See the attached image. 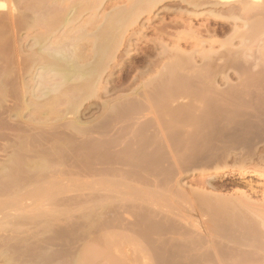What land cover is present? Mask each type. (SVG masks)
<instances>
[{
    "label": "bare ground",
    "instance_id": "6f19581e",
    "mask_svg": "<svg viewBox=\"0 0 264 264\" xmlns=\"http://www.w3.org/2000/svg\"><path fill=\"white\" fill-rule=\"evenodd\" d=\"M162 1L114 0L107 7L106 0H0V109L1 106L4 107V102L12 103L10 100L12 99L13 104L9 103L5 112H9L11 117L16 116L17 120L26 122L38 120L40 126L42 123L45 125L50 119L70 122L73 130H70L71 132L66 136L69 139H63L67 140L65 144H62L63 141L61 144L57 141L58 144H53L52 149L54 154L65 149L62 152L66 154L67 165L71 167L66 171L67 173L82 174L83 177L90 178L92 188L89 194L72 196L71 199L76 197L78 200L90 201L93 208L90 226L92 224L94 233L101 232L103 236L101 239L104 248L100 261L106 260L110 264H115L110 260L116 261V264H130L129 261L137 260V257L128 256L122 249V255L119 256L121 247L117 249L118 251L115 250L118 253H114L113 249L117 248V245L119 247L118 242L114 241L117 233L112 227L111 220L103 216L111 201L118 199L122 202L118 204L128 217L127 221L119 227L122 233L129 237V241L125 243H128L132 253H135L138 247L140 249L141 246L143 247L141 238L139 239L141 236L145 238L144 241L153 243L155 238L152 240L151 234H158L161 238L160 235L164 236L167 232L186 228L181 222L171 219L172 211H169V213L172 212L171 216H168L170 220L163 223L161 219L165 217L161 211L157 212L145 207L142 202H145L150 192L142 194L141 186L148 188L151 185L161 187L162 184H166L168 186L167 184L173 181L177 183L184 172L204 168L215 170L225 168V173L230 172L244 177L252 171L251 168V171L245 169L243 164L248 163L246 162L248 159L253 162L257 160L256 163L264 165V60L261 61L263 57L252 58L249 52L244 50V53L245 48L239 49L234 46L233 39L239 33L236 23L239 18L237 16L239 11L237 12L235 6L236 0H175L181 6L183 2H187L196 10L203 5L212 9L210 8L208 12L180 11L179 9L176 19L172 18L167 22L162 19L163 24L159 27L153 26L156 30L155 35L157 34L156 40L152 42L153 44H146L144 49L141 46L139 48L145 53V65L143 63L145 70L139 72L132 82L127 80L130 82L129 85L125 82L126 86H124L123 83V89H121L122 84L117 83L121 86L119 89L117 84H114L116 93H120L119 90L130 89V91L126 90L118 95L114 93L116 96L111 97L112 100L108 98L103 101L99 105L101 112L99 110L97 115L95 113L89 123L85 124L79 119L80 109L87 100L100 97L102 91L110 92L111 89L105 83V80L107 82L105 76L110 71L112 61L116 58L118 51L124 47L127 48L126 40L130 35L132 38L140 29V40L141 37H145L147 29H153L151 22L155 14L153 11ZM254 1L257 0H252V3L248 5H253ZM112 6L113 8H110ZM243 10L247 11L245 8ZM85 12H89L90 15L87 14L88 17L76 26L75 24ZM207 15L210 19L209 22L208 19L206 20L207 23L196 26L191 21L192 16L195 19L198 16L200 18ZM220 21L223 22V26H211L213 22ZM180 26H185L187 30L175 32L174 28L178 29ZM23 30L28 33L34 31L33 45H36V49L25 54L18 46L15 51H12L13 54L11 52V55L5 54L6 50L5 52L3 50L7 48L6 45L11 40L9 38H12L9 34L12 32L16 34ZM248 30L247 28V32ZM219 33L227 35V39H217ZM168 40L175 44L172 47L174 53L165 55L168 50L166 43ZM129 42L131 43L130 38ZM182 43L189 46L195 45L194 49L187 50L181 45ZM216 44L222 45L223 48L215 47ZM160 46L162 50L157 53L156 50ZM161 53L165 56H160ZM132 54L135 55L134 52ZM161 62L164 64L157 69ZM165 67L171 68L165 71ZM230 69L236 73L235 79L228 74ZM30 72L33 74L34 85L26 80V75ZM129 75L130 72L123 73L122 79H127ZM138 80H142L143 83L133 88L132 86ZM14 82L18 84L16 88L14 87L15 90H12L11 85ZM27 112L30 114L28 118H25ZM24 139H28L27 136ZM26 142L27 140L20 139L19 150L17 149L24 151V154L20 153L23 154L22 159L20 157L17 159L18 151L11 152L7 159L1 160L4 162L0 163V168H3V172L6 173L5 179L2 180H5L7 184L4 181L3 183L6 186L8 183L15 184L13 189L12 186L9 187L11 188L9 197L30 206L29 200L34 199L32 198L34 195L28 190L29 188H25L23 181L29 180L30 184L43 182L49 177L59 175V171H52L53 173L50 174L45 171H48L47 168L51 162V160L48 161L47 155L39 154L29 157V154H25L31 151V148L27 147L29 140ZM8 147L10 146H5L4 149ZM229 158L236 163L240 162V167L235 169L236 167L233 166L227 168L228 166L221 165ZM5 169L7 172L4 171ZM3 172L1 170V173ZM25 172L28 176H21ZM252 172L253 175L257 174L264 178L263 171L255 169ZM36 175L37 177L33 178ZM2 187L4 186L1 184L0 189ZM2 189L0 192L4 191ZM199 191L202 190L199 188ZM174 193L177 194L175 191ZM45 194L40 192L38 196ZM206 194L199 192L200 198H205L208 202L209 193ZM239 194L241 197L237 199L214 201L216 203L210 208L212 213L224 212L230 215L234 213L233 216L238 215L235 218L242 220L241 216L244 217L242 213L246 212V215L249 213L253 218L255 217L257 225L256 218L258 222L262 220L260 223L263 224L264 203L252 202V198L241 189ZM182 196L185 197V193H182ZM50 197L59 200L57 196L50 195ZM146 200L150 202L149 199ZM203 212L205 213L204 209ZM233 216L231 215V218ZM237 222L236 224L239 225ZM217 229L225 232L231 230L228 225L222 223ZM225 248L222 250L224 253L236 250L231 247L233 251ZM177 249L181 251L182 247ZM237 253L239 254L240 251ZM76 255L74 264H84L85 260L81 259V255ZM107 258L110 259L107 260ZM169 260L167 257H161L162 263L166 264ZM106 261L97 264H108Z\"/></svg>",
    "mask_w": 264,
    "mask_h": 264
},
{
    "label": "rangeland",
    "instance_id": "374dc122",
    "mask_svg": "<svg viewBox=\"0 0 264 264\" xmlns=\"http://www.w3.org/2000/svg\"><path fill=\"white\" fill-rule=\"evenodd\" d=\"M106 1H107V3H106L107 7H109L110 4L112 2H114V0H106ZM123 1H125V0H121V2H123ZM251 1L252 0H250L249 2H246L245 0H236V2H235V4H236L235 6L237 7V12L239 11L237 13V16H239V18L236 21V23L238 24L237 29H238L239 33H237L238 35L233 39V43H234V46L238 47L239 49L245 48V49H243V51L245 50V51L249 52L251 54L252 58H260L261 59V57H263V59H261V61H262V60H264V0H257V1H254L253 5L252 4L248 5V3H252ZM258 1H263V2H258ZM121 2L120 3L117 2V4H121ZM121 5H123V4H121ZM244 5L247 7H245ZM110 8H113V6ZM210 8L211 7H207V5L205 7L203 5L200 8L197 7V10H196V8L189 5L187 2H183L182 6H181L180 4H177V2L175 0H170V1L169 0H163L162 2L158 3L156 8H154L153 12L155 14H153V21H151L153 23L152 27L153 26L159 27L161 24H163L162 19L166 20V22L171 21L172 18L176 19L177 12H179V9H180V11L181 10H183V11L189 10L190 12H192V11L208 12V10H210ZM244 8L248 12L244 11L243 10ZM243 13H245V14H243ZM87 14L90 15L89 12L88 13L85 12L82 15V17H80L79 21L75 25L77 26V25L81 24V22L86 17H88ZM246 18H248V19H246ZM207 19L209 22L210 19H209L208 15H207V17L206 16H200V18L198 16L195 19H194V16H192L191 21L196 26H199L202 23H205V22L207 23V21H206ZM161 21H162V23H161ZM223 25L224 24L221 21L217 22V23L213 22L211 24L212 27H215V26L220 27ZM137 28H139V26ZM247 28L249 30L251 29L250 30L251 32L249 30L247 32ZM174 29H175L174 30L175 32L176 31H183L184 29H185L184 31L187 30V28L185 26H182V27L180 26V28L178 27V29L177 28H174ZM138 31L139 32L136 35H133L132 38H131V35L129 34L130 35L129 38L131 39V43L129 42V38H128L126 40V43H128V46L126 44L127 48L124 47V49L118 51L116 58L111 63V68H110L111 72L109 71L107 73V75L105 76V79L107 78V82L105 80V83L107 86H109L108 88L111 89L110 92L102 91V93H100V97H98V98L96 97V99L93 97L90 100H87V102H85L83 104V106L81 107L78 115H79V119L83 123H85V124L89 123L92 120V117L95 116V113L97 115V112L99 110L101 112L99 105L103 101L107 100L108 98H109L108 100H112L116 95H118V94H120L126 90L130 91V89H126L123 91L119 90L120 93L119 92L116 93L114 91V88H115L114 84L116 85L117 83H120L123 86V83H124V86H126L127 84L129 85L130 82H128L127 80L132 82V80L135 78V76L139 72L143 71V69L145 70L146 67L143 66V63L145 62L144 60L146 59L144 56L145 53L142 52V50L139 48H140V46L142 48L146 47L145 46L146 44L147 45L153 44L152 42L154 40H156L157 34L155 35V33H156L155 27H153V29L149 28V29H147L145 37H143V38L141 37V39L139 40V38L141 36V30L138 29ZM30 32L32 34L26 32L24 30L22 32L20 31L19 33L17 32L18 33V34L16 33L17 35L14 32L10 33L9 35L12 38H9L11 40H10L9 44L6 45L7 48L6 47H5V49L3 48L4 52L6 50L5 54H8V55H11V53L13 54L12 51L13 50L15 51L16 47H18V46H20L22 52H24L25 54H29L30 52H32V50L34 48L36 49V45H33V43L35 42L33 40V36H34L33 32L34 31L32 30ZM136 36H138V37H136ZM227 37H228L227 35L219 33L216 38L220 39V40H222V39L224 40V39H227ZM166 43L168 45V50L166 49L167 52H165L166 53L165 55L173 54L174 50L172 47L175 44H173L172 41L169 42V40L166 41ZM244 43H245V45H244ZM32 45H33V47H32ZM181 45L190 51L192 49H194V46H195V45H191V44H190L191 46H189V44L187 45V44H183V43ZM169 46H171V47H169ZM219 46H220L219 44L215 45V47H217V48ZM22 47H23V49H22ZM220 47H221V49L223 48L222 45ZM248 48H249V50H248ZM171 49H172V51H171ZM161 50L162 49L160 46V48H158L156 50V52L159 53ZM245 51H244V53H245ZM133 52L135 53V55L132 54ZM157 53H155V56H157ZM240 53H241V51H240ZM163 55H164L163 53L160 54V56H163ZM142 60H143V62H142ZM200 62H201V60H200ZM161 63L158 67L156 66L157 69H160L161 66L164 64L163 62H161ZM144 65H145V63H144ZM156 67H155V69H156ZM167 68H171V67H165L164 70L169 71L170 69H167ZM129 72H130V75L128 77L129 79L128 78L122 79V74L123 73H129ZM228 74L230 75V77L232 76L231 78H233V79H235V77L237 76L236 73L233 71V69H230L228 71ZM32 75H33L32 72H30V74L28 73L26 75V80H28L31 84L34 85L35 83L32 80V77H33ZM131 76H133V77H131ZM13 78H14V73H13ZM144 78H146V77H144ZM11 81L13 82L14 80H11ZM140 81H141V83H139ZM140 81L138 80L136 83H134V85L132 87L133 88L139 87L140 86L139 84L143 83L142 80H140ZM143 81H145V79ZM125 82H126V85H125ZM17 84H18L17 82L16 83L14 82V84H13L14 86L11 85L13 88L12 90H15V88L17 87ZM117 86H118V89H119V87H121L118 84H117ZM124 86L121 89H123ZM111 97H113V98H111ZM92 99H95L96 101L92 100ZM10 100L12 101V103L6 101L3 103L4 107L1 106V109L4 111H2L0 109L1 110L0 111V163L4 162L1 160L7 159L14 151L19 150L20 139L25 140V141L27 140V142L29 140L27 147L31 148V151L26 152L25 154H29L30 155V156L28 155L29 157H31L33 155H39V154L44 155V156L47 155V157L49 158L48 161L50 162V160H51V162L49 164L50 165L49 168H47L48 171L47 170H45V171L49 172V174L53 173L55 171H59V175H56L57 177L56 176L55 177H49V179H47L45 181L43 180V182H39V183L36 182V183L30 184L29 180H26L27 182L23 181V183L20 182V184L22 183L25 185V188H27V189L29 188L28 190L33 192V195H34L32 197V198H34V199H32L33 201L29 200L31 205L29 206L26 204L27 205V207H26V205L23 202H19L18 200L13 199L12 197H9L11 188L13 189L15 184L14 183H8V185L6 186V184H7L6 181L2 180V179H5L4 176L6 175V173L3 172V168L2 169L0 168V183L4 186L2 188L6 189L5 190V189L1 188L2 191L4 190L5 192L4 191L0 192L1 193L0 194V203H2L4 201L8 202V203L4 202L5 204L2 203L3 205L0 204V264H74V260L78 256L76 254H80L81 259H83V261L85 260L84 262L87 264H89V263L90 264H97L98 262L105 263L103 261H106V260H103L102 262L100 261V259H101L100 256H101V253L103 251L102 249L104 248V243L102 241L103 236H101V232H95L94 233V230L92 229V224L90 226V223H92V216H93V213H92L93 208L91 206L90 201L88 199H84V200L79 199L78 200L76 197L74 199H71L72 196H77V195H81V194L82 195L89 194L88 192L92 188V185L89 181L90 178H87V176L83 177L82 174L81 175H75V173H72V175H71V173L70 174H69V172L67 173L66 171L71 169V167H69L67 165V160H66L67 156H65L66 154H64L62 152V150H65V149H61L60 152H57L55 154H54L53 149H52L53 144H58V143L61 144L62 141H63L62 144H65V141L67 142L66 139H69V138L68 137L66 138V136L71 132L70 130H73V127L71 126V124L68 120H67L68 122L64 121L65 124L68 123V125L67 124L65 125L63 121H56V119H53V120L50 119L47 121L48 123L46 122L45 125H44V123H42L41 126L44 125L42 127L40 126V123L38 124V122H40L38 120H33L30 122H26V121H22V120L20 121L19 119L17 120L16 116L11 117V116H9V112H5L7 110V106L10 104H13V100L12 99H10ZM5 107H6V109H5ZM96 109H97V111H96ZM29 114L30 113L27 112V116H25V118L26 117L28 118ZM99 114L100 113H98V115ZM42 121H44V120H42ZM36 122L38 124V127H37ZM29 123H30V125H29ZM24 135H26L28 139H24L26 137L25 136L23 138ZM69 137H70V135H69ZM64 138H66L65 141L63 140ZM57 141H58V143H57ZM8 145L10 147H8L7 149H4L5 146H8ZM2 147L4 150L2 149ZM65 147H66V145H65ZM261 147H260V149H262ZM15 148H16V150H15ZM40 151H42V152H40ZM43 151H44V153H43ZM253 151H255V150H253ZM22 152L24 154V151H18V158L17 159H20L21 157H23V154H20ZM257 152H260V151L257 150ZM244 153H246V152H244ZM55 161H57V162H55ZM234 162L235 161L233 159L229 158L226 161V163H222L221 165H226V166H228L227 168L233 166L234 168L236 167L235 169L240 167V165H241L240 162H237V163L236 162L234 163ZM246 162H248V163H243V164H245V169H247V170L249 169V171L259 169L260 171L264 172V165L256 163L257 160L255 162H253L252 160L250 161L248 159V161H246ZM50 168H52V169H50ZM250 168H251V170H250ZM49 169H50V171H49ZM224 169L225 168H222V170H223L222 171L221 168H220V170H215L214 168H206V169L204 168L203 170L197 169L194 171H188L187 173L184 172L182 174V176H180L178 178L179 180L177 181V183H176V181L175 182L173 181L171 183H173L174 185L171 183H168L167 184L168 186H166V184H162L161 185L162 189H160L161 188L160 186H157L158 189H156L157 187H155L154 185H151L152 187L150 186V188L143 187L140 185L142 187V190H141L142 194H144L146 192L147 193L150 192L148 197L146 198V199H149L150 202H148V200H146V199H145V202L144 201L142 202L145 207H147L151 210L157 211V212L161 211L162 212L161 214L165 217V219L163 218L164 220L161 219L163 223L168 222L170 220L169 219L170 217H168V216L173 215V217H171V219L174 218L176 221L181 222L184 226H186V228L185 229H177L174 231L167 232L166 235H164V236L160 235V237L162 236L161 238H159L158 234H151L152 235L151 239L153 240L155 238L153 240L154 241L153 243H149L146 240L144 241L145 238L143 239L142 238L143 236H141V237H139V239L141 238L140 240L143 243V244L141 243L143 245V247L141 246V249L138 247L139 250L137 249L135 253L134 252L132 253L130 247L128 246V243H125L126 241L127 242L129 241V237L127 235H125L124 233H122L123 231L119 227L127 221L126 218L128 217L127 215H125V212L121 208V205L118 204V202L120 204H122V202H121V200H118V199H117V201L116 200L111 201V203L108 204V206L110 208L108 207V210L106 211L107 214L104 213L103 216L106 219L108 217V220H111L112 227L114 228V231L116 230L115 233H117V236L115 237L114 241L116 243L118 242L119 247L117 245V248H115L113 250L114 251L117 249L119 250V248L121 247L119 250L120 253L118 254L119 256L122 255L121 253L123 251L128 256L131 255V257L132 256L137 257V260L135 262L129 261L130 264H165V263H162V261H161L162 256L167 257V260L170 259L169 262L166 264H264V237H263L264 236L263 235L264 234V228H263L264 222L262 224V222L260 223V221H262V220L259 219L260 221L258 222V218H256L257 223H258V225H257L255 217L253 218V216L249 213L246 215V212L242 213L246 219L244 217H242L241 216L242 214H241L240 216H241L242 220L241 219L239 220V219L235 218V216L238 217V215L233 216L234 213L231 214L233 216V218H231V215L229 213L228 214L224 213V212L212 213V211L210 209V208H212L211 205L216 203L214 201H217V200L225 201L224 199H237V198L241 197V194H239L240 189H241V191L242 190L245 191L246 194L250 198L253 199V200L251 199L252 202L254 201V203H258V204L259 203L261 204L262 202L264 203V193H262V191L264 189V178L258 176L257 174L253 175L252 171L247 176L239 177L237 175L231 174L230 172L225 173ZM1 170L3 173H1ZM6 170L7 169H5L4 171L7 172ZM45 171L43 172L44 174L46 173ZM26 174H28V173L27 172L22 173L21 176H23V177L28 176ZM2 175H3V177H2ZM77 176H79V177H77ZM36 177H37V175L33 178H36ZM3 181L6 184H4ZM1 184H0V186H1ZM12 184H14V185H12ZM29 185H31V186H29ZM170 185L172 187H170ZM177 185H179L178 188H176ZM10 186H12V187L9 188ZM26 186H28V187H26ZM153 186H154V188H153ZM6 187H8V188H6ZM169 187H170V189H169ZM179 187H181L180 189L182 191L179 190ZM173 188L177 194H175L174 191H172ZM196 188H198V189H196ZM199 188L202 191H199ZM8 189H10V190H8ZM147 189H149V190H147ZM163 189H164V191H163ZM39 191L41 192V194H43V192H44V194L46 192L47 193L45 195L39 197L38 196V194H40ZM179 191H181V192H179ZM185 191H187V192H185ZM141 192H140V194H141ZM199 192H201L203 195L206 193L210 194V195L208 194V198H209L208 202L205 201V198L204 199L200 198ZM2 193L5 195L3 196ZM182 193L183 194L185 193V197L182 196ZM6 195H8V196H6ZM50 195H54V196L59 197V200L57 201L58 198L57 199L51 198ZM196 195H198V196H196ZM212 196L214 198H212ZM16 201L19 203H17ZM151 202H152V204H151ZM131 203H129V204H131ZM148 204H149V206H148ZM203 204H205V205H203ZM115 205L117 207L120 206L119 208H121L122 210L117 208ZM158 208H160V209H158ZM203 209H204L205 213L203 212ZM101 210H99V211L102 214ZM169 211H172L173 213L170 212V213H172L170 215ZM121 212H123V213H121ZM202 212H203V214H202ZM248 216H249V218H248ZM166 217H168V218H166ZM166 219H168V220H166ZM236 221L239 222V225L241 227L238 224H236ZM252 222H253V224H252ZM221 223L226 224L231 228L230 232L228 231L229 233L225 232V231H219V229H217L218 225ZM233 223H235V224H233ZM241 223L243 224V226ZM259 224H261V226H259ZM262 230H263V232H262ZM96 237H98V238H96ZM101 237H102V239H101ZM118 237H120V238H118ZM93 238L95 240H93ZM253 238H255V239H253ZM241 239H242V241H240ZM99 240H100V242H99ZM121 241H123V242L121 243ZM39 243H41V244H39ZM180 246L182 247L181 251H179L177 249V247H180ZM229 246L231 248H233V250L236 249L235 252ZM224 248L225 249L230 248L229 250H232L233 252L224 253L222 251V250H224ZM121 249H122V251H121ZM113 250H112V252H114ZM117 251H115L114 253H118ZM239 251H240V253L238 254L237 252H239ZM75 255H76V257H75ZM110 255L112 257V253ZM240 255H241V257H240ZM40 258H42V259H40ZM109 259L110 258H107V260H109ZM110 262H115V264H116V261L110 260ZM106 263H108V262L106 261ZM108 264H110V263H108Z\"/></svg>",
    "mask_w": 264,
    "mask_h": 264
}]
</instances>
